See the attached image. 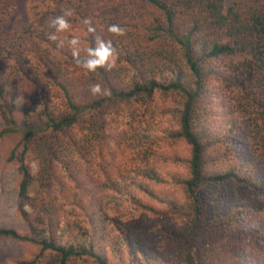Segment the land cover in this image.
Here are the masks:
<instances>
[{
    "label": "trees",
    "instance_id": "16d2710c",
    "mask_svg": "<svg viewBox=\"0 0 264 264\" xmlns=\"http://www.w3.org/2000/svg\"><path fill=\"white\" fill-rule=\"evenodd\" d=\"M43 1L29 2L31 22L19 30L21 38L30 34V65H11L21 54L10 50L7 56L0 46V136L22 134L20 153L14 147L9 159L20 162L16 195L23 218L30 222L24 208L32 184L24 162L28 146L37 147L41 158L56 154L50 136L35 138L39 133L64 132L68 142L61 150L86 162V148L103 142L99 133L111 104L151 109L158 118L134 128L127 168L103 181L108 199L99 198L96 215L104 227L98 228L93 213H84L88 225H77L66 242L64 233L61 240L52 235L48 223L40 234L34 221L30 233L0 227V237L36 243L40 253L32 264H264V0L227 6L224 0H138L151 15L137 18L146 17L143 23L131 21L136 23L127 24L132 29L126 35L113 38L118 62L126 66H114L111 77L103 68L89 73L56 40L43 42L55 33L50 21L63 8L85 20L83 0H49L50 18L32 16ZM9 3L0 0L4 8ZM95 37L84 46L95 47ZM9 75L24 80L16 84L27 86L25 94ZM94 84L108 95L93 96ZM15 95L23 103L36 95L39 108L25 107L17 118ZM54 96L59 110L51 107ZM94 116L81 136L68 130Z\"/></svg>",
    "mask_w": 264,
    "mask_h": 264
},
{
    "label": "rangeland",
    "instance_id": "374dc122",
    "mask_svg": "<svg viewBox=\"0 0 264 264\" xmlns=\"http://www.w3.org/2000/svg\"><path fill=\"white\" fill-rule=\"evenodd\" d=\"M232 1L224 0L225 6L229 5ZM18 2L17 0H10L8 8L0 6V46L6 48V54L11 53L10 50H18L21 58L17 60L15 57V59H10L8 62L12 65L14 62L20 61L21 66L27 68L32 60L31 52L27 51L26 47V41L29 39L30 34H23L24 38H21L19 30L26 28V26L28 27L31 21L26 17V11L29 2L30 4H36L37 0H18ZM83 4L87 6L85 7V11L80 9L83 13H86L85 20H81L78 14V16H75L81 21H72L71 19L76 14L72 10L73 14L70 17H66L71 25L70 29L67 32L56 33V41L60 46L61 42H63L62 46L64 49L71 48L68 41L74 35L80 37L83 48H86L84 42H87L86 39L89 36H100L105 40H113L115 37L108 32L109 25L117 24L124 29L130 30L132 28L127 24L133 25L136 22L132 23L131 21L136 20L138 21L137 23H143L144 20H147L146 17H143L142 20H138L137 18L147 16L150 13L149 7L144 5V3L138 2V0H83ZM52 5L53 3L49 0L38 3V9L35 10L37 12L35 13L33 11L32 16L37 15L39 17L43 14L45 19L47 17L50 18L52 16L50 12L53 10ZM64 11H67V9L63 8L61 13L59 12V15H62ZM109 14H112V16L115 15L117 18L115 19L117 21L116 23H113L109 19ZM6 25L9 30L12 29L9 31L10 34L3 33V28ZM90 26L95 29V32L92 34H89L88 31ZM138 34H142V29ZM49 35H46V39L43 41L44 44L51 40L48 39ZM70 52H72V49ZM81 52L84 51L82 50ZM118 59L116 60V67L119 65L122 67L126 66L123 60L118 62ZM5 70L10 72L7 67H5ZM114 70L115 68H112L108 75L116 74ZM80 71L81 69L78 72L75 70L74 74H79ZM120 74H124L122 69L120 70ZM6 76L4 75V79H7ZM9 77L11 78V75ZM116 78L114 76V80ZM17 79L15 80L12 77L11 81L15 84L24 81L18 77ZM11 81L10 89L13 92H15V87L18 89V92L19 90L24 94L27 92L26 85L21 86L16 84L12 88ZM16 95L12 98V102L16 107L15 116L17 118L23 115V108L25 107L29 108L32 106L33 109L39 108V101L36 95L33 99L26 98V103H23L20 97ZM50 102L52 104L51 107L53 106L52 109L59 110L58 108H62L58 97L54 96ZM106 113L107 123L100 129L99 133L103 135V142L96 141V143L90 144L89 148H86L89 150L88 152L84 151L86 162H82L81 159L79 160L78 156L70 159L66 155L67 151L61 150L64 142H68V135L64 132H54L51 134L42 132L35 137L43 138L44 141H47V137L50 136L49 140L53 141L52 145L56 150L55 157L49 159L41 158V152L37 147L31 144L28 146V150L24 156V162L29 166L32 174V184L28 188L29 203L24 208L30 214V222L34 221L40 234L47 232L44 229L46 228L45 223H48L51 228L53 227L55 229L52 235L61 240L62 234L64 233L65 238L62 239L66 242V239L71 238L72 234H74L77 225H88L84 213H93V216L97 217L98 228H101L100 226L104 227L103 221L100 222L101 219L96 215L99 209V198L103 196L105 199H108L105 191L102 189L103 181L109 177L116 178L117 174L127 168L123 164L129 162L132 156V149L127 143L131 140L130 135L134 128L140 125L142 126L145 119H148L150 122H155L158 118L151 109H138L123 103L111 104ZM86 118L87 122L83 123L81 128L74 124L68 130L73 135L81 136L88 130V121L96 120L95 116L93 119ZM2 124L3 121L0 116V127ZM21 135V132L11 131L0 136V227H13L21 233H30V222L28 223L23 218L18 207L16 195L17 185L21 177L18 171L20 162L17 159H9L11 149L17 147L16 152L20 153L21 151ZM159 150L157 149V151ZM43 165H46L47 168L45 169ZM65 165L68 168V172L66 171ZM39 253L40 247L36 243L0 237V264H17L20 260H28L26 264H32V261L37 258Z\"/></svg>",
    "mask_w": 264,
    "mask_h": 264
},
{
    "label": "clouds",
    "instance_id": "9594fccd",
    "mask_svg": "<svg viewBox=\"0 0 264 264\" xmlns=\"http://www.w3.org/2000/svg\"><path fill=\"white\" fill-rule=\"evenodd\" d=\"M72 12L70 10L64 11L62 15L56 16L50 21V27L55 29V33L67 32L71 25L66 17H70ZM88 31L94 33L95 29L89 27ZM108 32L114 37H121L126 35V30L117 24H112L108 26ZM50 34L49 39L57 40L56 34ZM69 46L72 49L73 58L76 63L86 69L89 73L95 72L98 68H103L105 70H111L118 59V53L113 46L112 40H105L100 36L95 37V47L83 48L81 45L80 37L72 36L68 41ZM63 42H61V46ZM85 51V57H81V51ZM93 96H103L108 95V90L103 89L100 84H94L89 89Z\"/></svg>",
    "mask_w": 264,
    "mask_h": 264
}]
</instances>
